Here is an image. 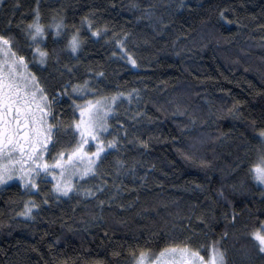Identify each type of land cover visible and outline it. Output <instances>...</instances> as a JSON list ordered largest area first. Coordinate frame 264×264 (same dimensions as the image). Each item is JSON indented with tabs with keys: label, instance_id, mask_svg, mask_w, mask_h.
Listing matches in <instances>:
<instances>
[{
	"label": "trees",
	"instance_id": "16d2710c",
	"mask_svg": "<svg viewBox=\"0 0 264 264\" xmlns=\"http://www.w3.org/2000/svg\"><path fill=\"white\" fill-rule=\"evenodd\" d=\"M35 7L36 0L0 4V32L29 59L34 45L21 24ZM40 12L42 24L63 16L69 34L79 28L84 38L72 53L66 36L49 30L47 64H29L50 96L62 94L54 107L66 128L79 118L73 101L130 98L119 96L107 121L120 146L78 191L62 197L48 179L38 191L0 187V264H134L133 253L185 244L207 258L214 243L228 264H264L250 235L264 222V188L249 172L264 149V0H40ZM85 16L99 37L81 23ZM86 80L90 94H71ZM57 135L52 152L73 140L72 132ZM29 198L39 208L25 217Z\"/></svg>",
	"mask_w": 264,
	"mask_h": 264
},
{
	"label": "snow or ice",
	"instance_id": "6c2138e0",
	"mask_svg": "<svg viewBox=\"0 0 264 264\" xmlns=\"http://www.w3.org/2000/svg\"><path fill=\"white\" fill-rule=\"evenodd\" d=\"M18 2L19 0H17ZM3 3L4 0H0V4ZM179 6L183 7L184 5L181 3ZM147 11L151 14L154 7L150 5ZM220 15L224 17L223 11ZM64 19L63 16L58 18L54 16L51 24H42L40 22V0H36L32 20L21 24L31 45H34L30 49L31 59L16 50L13 37L0 32V185L7 186L10 181L18 180L25 191H38L40 188L38 181L51 175L55 180L54 190L57 193L68 195L69 192L79 190L75 187L73 178H86L97 174L98 162L102 160L103 156L120 146L118 138L113 137L105 140L104 136L109 131L107 121L110 113L115 111L113 106L118 97L127 95L130 98L129 93L102 96L95 100H85L82 103L73 101V115H78L79 118L66 128L62 114L57 116L54 107L55 97L48 94L40 84L36 73L32 72L29 67L33 61H38L34 66L47 64L51 54L47 48L42 47V44L46 41L49 30L53 37L64 34L66 36L65 46L72 53H76L82 48L84 38L80 29L74 28L69 34ZM225 20L227 22L226 17ZM8 23L11 24V19L8 20ZM81 23L87 26L92 36L99 37L101 35V29L94 27L87 16L82 18ZM106 31L105 28V34ZM119 43L120 47L124 48V41H119ZM127 59L131 61L132 65L137 64L131 53L127 54ZM71 70V68L68 69V71ZM98 75H103V73ZM87 83L86 80L83 85H71V94L79 93L81 96L90 94L87 90ZM94 92L95 90H93ZM56 95L62 94L58 92ZM140 115L141 113L138 112L132 119H136ZM192 119L194 120L195 117ZM183 127L187 128L188 126L184 125ZM62 132H72L73 140L69 141L71 147L58 151L50 164L46 159V153H49L50 144L55 145L59 142L57 134ZM123 135L127 139L126 130ZM258 135L261 143L264 144V128L259 129ZM136 139L139 144L147 146V139L139 137ZM89 148L94 151H88ZM183 154L187 160L194 159L192 155ZM118 163L122 162L118 161ZM200 163L202 165L210 164L209 161L204 160H201ZM249 172L252 179L261 188H264V149L258 153V162L250 166ZM102 187L103 185L98 187L97 191H100ZM197 187L202 188L203 186L197 185ZM218 191L220 196L227 199L223 188ZM85 192L87 195H95L90 188L85 189ZM261 197H264V191L261 192ZM104 203V201H100L101 205ZM120 207L123 208L124 205L121 204ZM38 208L39 205L35 200L29 198L20 215L32 217L33 210ZM198 219L202 220L203 217ZM232 219L233 221L236 219L234 212ZM224 235L226 236L227 233ZM250 235L257 242L258 253L264 256V222ZM205 251L208 252L207 259L199 249L185 244L167 247L158 254H149L143 251L138 255L133 253V257L134 264H145L146 258L150 255L155 257L153 264H228L225 250L215 243Z\"/></svg>",
	"mask_w": 264,
	"mask_h": 264
},
{
	"label": "rangeland",
	"instance_id": "374dc122",
	"mask_svg": "<svg viewBox=\"0 0 264 264\" xmlns=\"http://www.w3.org/2000/svg\"><path fill=\"white\" fill-rule=\"evenodd\" d=\"M79 97H81V95L78 93L77 94ZM62 95H59V96H55V100H56V103L57 102H59L60 100H61V97ZM84 96V95H83ZM93 100L92 98H87L86 100ZM82 103V102H81ZM114 107V106H113ZM113 113V112H112ZM112 113H110V115L112 114ZM109 135H110V132H108L105 136H104V139L105 140H109ZM66 141V140H65ZM64 144V146L63 147H57L58 149L59 148H61L60 150H62V149H67V148H70L71 147V145L69 144V142H65V143H63ZM52 147H54V145H52V144H50L49 145V153H46V159L48 160V162L51 164L52 162H53V156L58 152V151H60V150H56L55 152H52L51 150H52ZM88 151H94V149H92V148H89V149H87ZM99 163V162H98ZM46 179H48V180H51L52 182H53V184L55 183V180L54 179H52V177H51V175H49ZM83 179H85V178H73V183H74V185H75V187L77 186V184H78V182H80L81 180H83ZM42 181H43V179H41V180H39L38 181V183L40 184V183H42ZM14 182H18V183H20L18 180H13V181H10L9 183H8V185L9 184H12V183H14ZM21 184V183H20ZM0 187H4V185H0ZM53 190H54V188H53ZM55 191V190H54ZM56 192V191H55ZM73 192V191H72ZM72 192H69V194L68 195H64L63 193H57L58 195H60V196H62V197H67V196H69ZM207 259V258H206ZM145 264H153V261L152 262H149V261H145Z\"/></svg>",
	"mask_w": 264,
	"mask_h": 264
}]
</instances>
